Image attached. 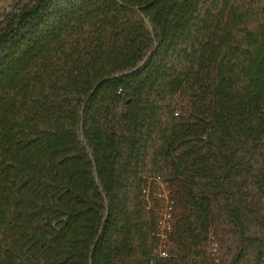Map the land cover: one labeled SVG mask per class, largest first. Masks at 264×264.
<instances>
[{
  "label": "trees",
  "instance_id": "16d2710c",
  "mask_svg": "<svg viewBox=\"0 0 264 264\" xmlns=\"http://www.w3.org/2000/svg\"><path fill=\"white\" fill-rule=\"evenodd\" d=\"M0 264H264V0L1 17Z\"/></svg>",
  "mask_w": 264,
  "mask_h": 264
},
{
  "label": "built area",
  "instance_id": "2783aa9c",
  "mask_svg": "<svg viewBox=\"0 0 264 264\" xmlns=\"http://www.w3.org/2000/svg\"><path fill=\"white\" fill-rule=\"evenodd\" d=\"M154 192L153 196L161 199L163 202V207L161 215L158 219V245L154 250L159 257L167 256V241L166 238L171 232L173 227V217H172V199H171V189L166 182H163L159 176H155L153 180ZM143 192H147L144 189Z\"/></svg>",
  "mask_w": 264,
  "mask_h": 264
},
{
  "label": "rangeland",
  "instance_id": "374dc122",
  "mask_svg": "<svg viewBox=\"0 0 264 264\" xmlns=\"http://www.w3.org/2000/svg\"><path fill=\"white\" fill-rule=\"evenodd\" d=\"M20 0H0V18L13 10Z\"/></svg>",
  "mask_w": 264,
  "mask_h": 264
},
{
  "label": "water",
  "instance_id": "95a60500",
  "mask_svg": "<svg viewBox=\"0 0 264 264\" xmlns=\"http://www.w3.org/2000/svg\"><path fill=\"white\" fill-rule=\"evenodd\" d=\"M99 234V233H98ZM96 240H97V237H96V239L94 240V243L96 242ZM94 243H93V245H94ZM90 254H91V251H90ZM90 254H89V257H90ZM90 259V258H89Z\"/></svg>",
  "mask_w": 264,
  "mask_h": 264
}]
</instances>
